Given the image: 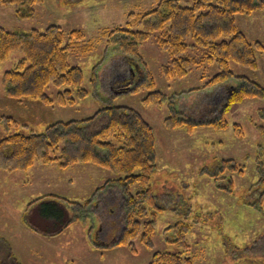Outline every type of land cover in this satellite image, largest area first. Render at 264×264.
Listing matches in <instances>:
<instances>
[{
	"label": "rangeland",
	"instance_id": "obj_1",
	"mask_svg": "<svg viewBox=\"0 0 264 264\" xmlns=\"http://www.w3.org/2000/svg\"><path fill=\"white\" fill-rule=\"evenodd\" d=\"M158 1L43 0L31 19H19L15 6L0 4V26L9 30L30 32L33 29L44 30L52 24L61 25L67 32L82 29L86 36L83 46L90 52H75L71 54L70 61L83 69L84 86L91 91L87 98L65 106L56 102L61 89L53 83L47 88V93L55 100L52 104H46L39 98L10 97L3 88L4 74L23 56L21 52H12L0 61V139L17 130L42 131L57 121L89 117L109 100L115 105L133 107L154 128L158 163L153 176L155 193L158 196L165 187L176 189L183 197L191 198L193 213L201 214L189 236L199 264H261L264 252V185L258 181L259 168L264 166V100L253 97L233 103L227 112L228 126L225 129L201 126L199 124L225 111L233 85H240L237 79L230 78L227 83L204 90V84L219 72L216 65L204 64L193 68L186 77L167 81L162 69L170 64V54L159 46L156 33L140 47L141 57L124 54L115 46L106 47L105 29L125 24L130 12L148 10ZM185 1L182 0L183 3ZM236 19L250 40L264 43V8L240 13ZM257 62L256 69L232 62L231 69L237 74L248 75L264 87V53L257 55ZM136 70L141 75L150 72L166 98L180 93L182 99H190V105L181 104V110L192 111L195 122H200L197 123L199 126L191 131L185 126L168 128L165 124L170 114L168 100L146 105L143 103L146 90L133 92L131 87H127L130 82H141ZM93 72L98 77L95 94L91 83ZM190 89L195 91L190 92ZM208 103L210 111L204 115L202 112H206ZM7 118L17 120L19 127L14 123L8 126ZM236 125H240L238 133L242 135L237 133ZM224 158L233 161L218 179L204 173L207 167L219 165ZM111 176L110 171L100 166L82 162L64 169L58 164H45L38 160L26 171L0 169V237L8 242L22 264H148L156 251H176L175 246L168 242L164 228L168 223L184 218L181 213L183 207L178 209L181 212L171 208L161 210L153 237L154 247L149 248L138 241L137 253L116 246L97 250L100 240L105 239L103 245L112 241L110 233L116 230V240L120 235L122 223L113 220V211L106 210L109 199L97 200V206L93 204L94 214L88 221L73 223L67 231L55 236L41 235L28 226L27 209L35 198L52 193L83 201ZM224 186L231 189L227 191ZM119 196L121 204L122 196ZM115 198H118L117 192ZM205 213L210 215L206 218ZM190 220H196L195 214ZM101 225L98 239L96 232ZM90 226H93L91 237H87L86 229ZM223 237L228 243L226 246ZM237 247L247 250L240 253L241 256L236 251V256L234 250Z\"/></svg>",
	"mask_w": 264,
	"mask_h": 264
},
{
	"label": "trees",
	"instance_id": "obj_2",
	"mask_svg": "<svg viewBox=\"0 0 264 264\" xmlns=\"http://www.w3.org/2000/svg\"><path fill=\"white\" fill-rule=\"evenodd\" d=\"M0 4L15 6L19 19H31L43 0H0ZM261 8H264V0H186L184 3L182 0H159L148 10L130 12L125 24L105 29L103 35L106 47L115 46L124 54L134 56L140 55L142 44L156 33L159 46L170 54V64L162 69L167 81L186 77L193 68L204 64H214L219 70L204 84V90L227 83L230 78L237 79L240 85H233L225 111L212 120L199 124L225 129L228 126L227 112L233 103L253 97L264 100V87L257 80L248 75L237 74L231 69L232 62L252 69L258 67L257 55L264 53V43L250 40L238 26L236 16ZM85 37L82 29L67 32L59 24L30 32L0 26V61L15 51L23 55L4 74L3 88L6 94L17 98H39L46 104H52L55 100L47 93V88L53 83L61 89L56 98L61 106L74 105L87 98L91 91L84 86V71L70 61L71 54L75 52H90L83 46ZM191 50L198 53L194 54ZM136 72L139 73L138 70ZM140 77V83L130 82L127 87H132L133 92L146 90L147 95L143 99L146 105L161 104L168 100L170 114L165 120L168 128L185 126L191 131L200 123L195 122L192 111L181 110V104L190 105V99H182L180 93L166 98V94L157 88L150 72H143ZM97 80L98 77L93 72L91 83L94 94ZM209 111L208 103L206 112L202 114L206 115ZM13 123L19 127L17 120L7 118L8 126ZM235 128L238 133L240 125ZM38 160L45 164H58L64 169L81 162L93 163L110 171L113 176L83 201L70 200L52 193L32 200L27 209V218L28 226L34 231L44 236L58 235L73 223L88 221L94 214L92 206L97 204V200L109 199L106 210L113 211V220L122 223L120 235L116 240V230L113 234L110 233L112 241L103 245L105 239L100 240L99 248L124 247L137 253L138 241L149 248L154 247L153 237L158 227L160 211L171 208L181 212L178 209L183 207L181 213L184 218L168 223L164 228L168 242L175 246L176 251H156L148 264H199L189 236L201 214L193 213L191 198L183 197L176 189L165 187L158 196L155 193L153 176L158 170V163L154 128L135 108L115 105L109 100L89 117L57 121L42 131L17 130L0 139V169L26 171ZM232 161L233 159L224 158L219 165L207 167L208 170H204V173L218 179ZM258 183L264 185V166L259 168ZM224 187L226 190L231 189L230 186ZM262 193L264 195V191ZM119 195L122 196L121 204ZM117 207L120 210L115 215ZM192 214H195V221L190 220ZM209 215L210 213H205L206 218ZM102 226L96 232L98 239ZM92 228L93 226L87 228L89 234ZM114 240L117 243L114 244ZM223 240L226 246V238L223 237ZM227 247L230 249V246ZM262 248L264 249V244ZM236 249V256L237 252L241 256L247 250L239 247ZM261 260V264H264V252ZM0 264H22L2 237Z\"/></svg>",
	"mask_w": 264,
	"mask_h": 264
},
{
	"label": "crops",
	"instance_id": "obj_3",
	"mask_svg": "<svg viewBox=\"0 0 264 264\" xmlns=\"http://www.w3.org/2000/svg\"><path fill=\"white\" fill-rule=\"evenodd\" d=\"M68 228H69V227H68ZM68 228H67V229H68ZM65 230H66V229H65ZM65 230H64V231H65ZM86 230H87V229H86ZM64 231H63V232H64ZM66 231H67V230H66ZM63 232H62V233H63ZM37 233H38V232H37ZM39 234H41V233H39ZM41 235H43V234H41ZM90 235H91V234H89V232H88V235L86 234L87 237H88V236L91 237ZM86 236H85V237H86ZM97 250H102V249L98 248ZM16 257H17V256H16ZM17 258H18V257H17ZM18 259H19V258H18ZM19 260H20V259H19ZM20 261H21V260H20ZM21 262H22V261H21Z\"/></svg>",
	"mask_w": 264,
	"mask_h": 264
},
{
	"label": "water",
	"instance_id": "obj_4",
	"mask_svg": "<svg viewBox=\"0 0 264 264\" xmlns=\"http://www.w3.org/2000/svg\"><path fill=\"white\" fill-rule=\"evenodd\" d=\"M132 88V87H131Z\"/></svg>",
	"mask_w": 264,
	"mask_h": 264
}]
</instances>
